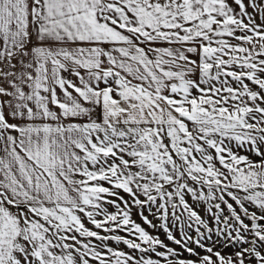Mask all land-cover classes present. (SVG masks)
Listing matches in <instances>:
<instances>
[{
  "label": "snow or ice",
  "instance_id": "snow-or-ice-1",
  "mask_svg": "<svg viewBox=\"0 0 264 264\" xmlns=\"http://www.w3.org/2000/svg\"><path fill=\"white\" fill-rule=\"evenodd\" d=\"M0 264H264V0H0Z\"/></svg>",
  "mask_w": 264,
  "mask_h": 264
},
{
  "label": "rangeland",
  "instance_id": "rangeland-1",
  "mask_svg": "<svg viewBox=\"0 0 264 264\" xmlns=\"http://www.w3.org/2000/svg\"><path fill=\"white\" fill-rule=\"evenodd\" d=\"M147 226V225H146Z\"/></svg>",
  "mask_w": 264,
  "mask_h": 264
}]
</instances>
